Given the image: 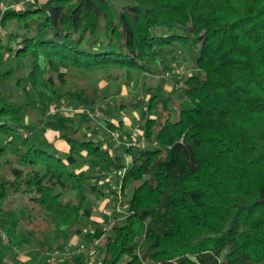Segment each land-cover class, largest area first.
I'll list each match as a JSON object with an SVG mask.
<instances>
[{
    "label": "trees",
    "instance_id": "trees-1",
    "mask_svg": "<svg viewBox=\"0 0 264 264\" xmlns=\"http://www.w3.org/2000/svg\"><path fill=\"white\" fill-rule=\"evenodd\" d=\"M188 43L192 70L177 104L158 113L160 94L140 79ZM67 69L136 75L146 144L123 145L127 161L76 130L59 137L68 156L82 149L90 174L48 149L44 120L29 114H60L65 103L89 126L83 110L107 105L96 86L67 89ZM109 165L118 177L124 170L121 193L131 184L132 195L123 221L114 215L82 239L102 240L99 264H264V0H129L119 10L113 0H46L0 10V264H24L19 226L34 222L31 207L69 245L88 196H103L91 171Z\"/></svg>",
    "mask_w": 264,
    "mask_h": 264
},
{
    "label": "rangeland",
    "instance_id": "rangeland-1",
    "mask_svg": "<svg viewBox=\"0 0 264 264\" xmlns=\"http://www.w3.org/2000/svg\"><path fill=\"white\" fill-rule=\"evenodd\" d=\"M42 3L46 0H6L0 6V10L5 7H15L18 4H30L31 2ZM129 0H113L116 9L119 10ZM7 30L2 29L1 35L5 37ZM172 59L168 61L167 65L164 66L159 74H150L144 76V85L152 89V92L156 91L160 94L158 101V113H166L169 107H174L179 100V88L182 83V78L191 72L192 63L195 58L193 54L192 45L188 43L185 47L177 46ZM185 52V63L181 55ZM67 83L66 88L73 90L80 87H91L96 86L104 98V103L100 104L99 107H104L105 112L98 111V116L94 122L88 126L85 122V118L81 115H69L67 116L66 110L67 105L62 103L58 106L64 108L63 111L58 113H32L29 114L32 117L37 115L38 119L44 120L42 130L52 128L61 130L62 132L73 133L76 130L74 137L79 141H89L99 144L110 149V155L122 156L126 161L129 159V155L125 154L122 146L127 143L138 140V132L142 131L143 124L138 121V116L142 112H145V108H141V105L146 103L144 95L142 93L141 83L136 82V75L129 76L122 72H115L111 70L108 74L103 72L95 73H83L82 71L67 69ZM26 73L25 69L20 70V74ZM26 96V95H25ZM138 102L139 106L134 109L128 107L127 109H119V104L128 105L129 103ZM174 102H176L174 104ZM146 105H144L145 107ZM92 114L96 111V108L88 109ZM147 112V111H146ZM145 112V113H146ZM174 113V112H173ZM55 115V116H54ZM58 115V116H57ZM176 115V114H172ZM90 118V117H89ZM33 120V119H32ZM112 124V128L108 127ZM108 127V128H107ZM50 151L55 152L57 156L65 161L68 169L71 171L79 172V176L90 174V161L88 157L82 152L81 148H78L75 156H68V152H61L56 149L54 145L48 148ZM98 167V166H97ZM91 183L98 190L101 191L102 195L108 199L104 200V197L99 195L96 196L91 193L88 196V205L82 210L83 216L86 218L83 221V225L78 227L75 231V236L70 241L69 245L61 246L53 240L52 226L47 223V215L37 216V207H31L30 213L34 215L33 223L26 224L28 219H24L20 223L19 232L23 236H26L29 243L23 245L18 251V259L24 264H51L52 258L56 264H77V256L83 257L81 264H99L101 257V244L102 240H94L91 243L85 244L82 241L85 234L93 232L98 228H109L110 220L112 216L117 215L120 221H123V215L127 206V199L132 195V185L129 184L123 193L120 195L116 192L120 189V178L116 172L109 166L94 168L91 171ZM121 173V172H120ZM119 173V174H120ZM117 176V177H116ZM107 180L114 185L108 188ZM108 188V189H107ZM96 194V193H95ZM119 195V196H118ZM71 193L66 191L64 198L71 197ZM119 197V198H117ZM10 200H14L16 206L20 210L26 211V201L19 198L18 196H11ZM105 207V212L98 209L100 204ZM94 208V210H92ZM27 215V212L25 213ZM32 230V235L27 234V230ZM72 242V243H71Z\"/></svg>",
    "mask_w": 264,
    "mask_h": 264
},
{
    "label": "crops",
    "instance_id": "crops-1",
    "mask_svg": "<svg viewBox=\"0 0 264 264\" xmlns=\"http://www.w3.org/2000/svg\"><path fill=\"white\" fill-rule=\"evenodd\" d=\"M108 127H110V128H112V124H109L108 125ZM107 127V128H108ZM44 131V134H43V136H44V138L47 140V142H49L50 144H52V145H54V147L56 148V149H58V150H60L61 152H68V150H69V146L67 145V143H65V141H63L62 139H60V137H59V135H60V132L58 131V130H56V129H52V128H47L46 130H43ZM139 133V132H138ZM104 148H106L105 146H104ZM107 149H108V152H109V154H110V149L107 147ZM107 185H108V188L111 190V187H109V186H112V185H114V183H111V182H109L108 180H107ZM107 188V189H108ZM113 190V189H112ZM103 197H104V199L102 200V201H104V200H107L108 198L106 197V196H104L103 195ZM105 202H103V204H104ZM102 204V202H101V206H99L98 207V209H101L102 208V211H104L105 212V207L104 206H102L103 205ZM92 210H94V208L92 209ZM72 241V240H71ZM72 243V242H71Z\"/></svg>",
    "mask_w": 264,
    "mask_h": 264
},
{
    "label": "built area",
    "instance_id": "built-area-1",
    "mask_svg": "<svg viewBox=\"0 0 264 264\" xmlns=\"http://www.w3.org/2000/svg\"><path fill=\"white\" fill-rule=\"evenodd\" d=\"M63 109L64 108H59V109H56V110L58 112H61V111H63ZM65 110H67V109H65ZM83 111H84V113L86 115H88L93 120H95L96 117L98 116V112H97L98 110L94 111V114H92V112H90L88 109L87 110H83ZM69 112H70V114H73L75 112V110L69 109ZM145 144H146L145 139L143 137H140V138H138V140H134V141H131V142L127 143L126 146H130L131 145V146H136V147H143V146H145ZM123 173H124V170L120 173L121 177H122ZM116 193L120 195L121 194V189H118V191ZM51 264H56V262L54 261L53 258L51 260Z\"/></svg>",
    "mask_w": 264,
    "mask_h": 264
}]
</instances>
